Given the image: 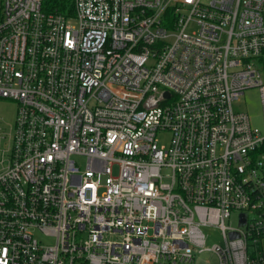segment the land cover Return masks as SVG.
<instances>
[{"label": "built area", "instance_id": "1", "mask_svg": "<svg viewBox=\"0 0 264 264\" xmlns=\"http://www.w3.org/2000/svg\"><path fill=\"white\" fill-rule=\"evenodd\" d=\"M44 2L0 4V264H264V0Z\"/></svg>", "mask_w": 264, "mask_h": 264}, {"label": "rangeland", "instance_id": "2", "mask_svg": "<svg viewBox=\"0 0 264 264\" xmlns=\"http://www.w3.org/2000/svg\"><path fill=\"white\" fill-rule=\"evenodd\" d=\"M0 0V4H1ZM207 2V0H204ZM190 31H193L190 30ZM236 110L245 111L250 119V122L253 126L262 128L263 126V114L260 103V96L257 89L251 88L244 92L240 99L234 104ZM16 109L17 105L14 101L9 99L0 98V170L2 164H5V160L9 155V149L11 147V135L14 130V122L16 119ZM168 133L164 132L162 135L157 137V143L159 145H166L168 142ZM79 166L81 168L85 165L84 158H79ZM116 168L114 169V174H116ZM99 181L101 184H104L107 181V176L100 175ZM235 219L229 223L230 225L235 226ZM221 242V237L218 232H211L209 237L206 240L207 245H212L214 243ZM216 257L204 252L195 255L194 264H216Z\"/></svg>", "mask_w": 264, "mask_h": 264}, {"label": "trees", "instance_id": "3", "mask_svg": "<svg viewBox=\"0 0 264 264\" xmlns=\"http://www.w3.org/2000/svg\"><path fill=\"white\" fill-rule=\"evenodd\" d=\"M44 6L48 11L73 14L72 0H45Z\"/></svg>", "mask_w": 264, "mask_h": 264}]
</instances>
